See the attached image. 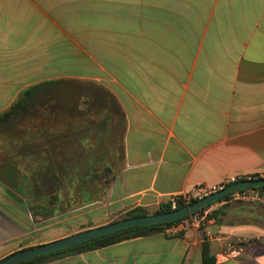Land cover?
<instances>
[{"label":"crops","instance_id":"obj_1","mask_svg":"<svg viewBox=\"0 0 264 264\" xmlns=\"http://www.w3.org/2000/svg\"><path fill=\"white\" fill-rule=\"evenodd\" d=\"M45 82L81 90L84 170L97 171L89 145L108 131L101 113L99 127H91V105L106 116L113 96L123 121L121 166L97 200L87 204L88 195H70L62 200L68 209L52 206V214L35 192L33 213L26 191H13L26 201L17 203L0 174L5 256L60 239L25 244L32 227L48 221L57 225L53 230L87 231L229 176L264 173V0H0V113ZM73 131L57 137L59 145L50 137L51 147L42 152L68 170L76 153ZM37 148L29 146L19 162L40 167V152H32ZM207 229L214 260L227 243L248 240L243 257L223 264H264V243L256 240L264 235L263 205H227ZM170 234L48 264H204V231L188 220Z\"/></svg>","mask_w":264,"mask_h":264},{"label":"rangeland","instance_id":"obj_2","mask_svg":"<svg viewBox=\"0 0 264 264\" xmlns=\"http://www.w3.org/2000/svg\"><path fill=\"white\" fill-rule=\"evenodd\" d=\"M71 86L74 87V85L72 84ZM69 87L70 86L66 83L52 85L50 87V91L40 99H38L35 102V105L29 109L28 113H22L14 120H12L9 124H7L6 127H4L3 125L0 126V165H2V161L5 160V163L3 164L4 166H0V174L5 177L4 180L2 179L3 181L10 182L11 185L9 186L12 189L11 193L12 195L16 196V202L18 201L17 203H25L26 201L23 198H19V196L16 195L13 191H15L17 194H22V196L23 192L26 191L29 196L30 189L36 191L37 188V191H39L38 196L40 197V205H43L47 198L53 199V194L57 190V185L55 184V182H50V180L47 179L44 180V183H41L39 186L37 185V176L41 177V175H39V170L34 168V163H28L25 167L24 164H21L19 162V159L22 157V153L26 149H28L29 146H33L34 148L38 147L32 152H37L38 154L39 151L41 153L45 151L46 148L51 147L52 139L56 141V145H59L58 141L61 142L63 139L57 137H63L67 130L72 131L73 128V133H75V136H78L75 138V145H71V142L69 141V146L65 147L70 148L71 146H74L73 148H75L76 152L78 151L79 153H81L83 151L80 143L82 132V93L81 90H72L73 88L70 87L72 88L70 89ZM98 108L99 107L97 106L91 105V127L95 125V128L99 127L97 118L101 113L104 118L102 125L108 130H106L107 133L104 134V136L102 135L101 138L93 137L91 144L89 145L90 150L93 151L92 154L94 155L98 163V180L97 182L93 183L94 186H90V181L84 179L81 181V184H79V186H76L73 189V187H71L70 179H68L70 174L67 175V179H65L66 181H63L64 187L60 191V195H62L61 197H63V199L64 197H68V195L70 194L75 196H95L99 193L100 189H108L114 182V179L118 172L117 168L121 166L122 157L119 152L121 150L123 133L122 119L119 115L112 124H108L105 120L107 117V115L105 116L106 113L103 114V112H99ZM69 119L73 121L72 128L70 124L71 121L69 122ZM45 135H48L49 138H45ZM63 144L66 145V138L63 141ZM40 153L38 155L42 156V154ZM77 168L78 170L75 171V175H78V177L82 176L83 178V174L85 173L83 163L77 165ZM47 173L48 172L46 171V174ZM90 178L91 176H88V179ZM20 179H23L24 182L26 181V184L20 182ZM40 179H42V177ZM16 183H18L20 186L15 187ZM64 202L55 204L53 207L57 206L60 212H63L68 209ZM14 209L16 210L17 208ZM123 216L124 215L118 217L113 223L121 221ZM53 223L54 222L48 221L44 224L33 226L31 229V237L25 240V244H38L40 241H42L41 238L44 239L59 237L60 239H63L83 232V230L87 229V227H83L78 230L73 229L70 232H61L58 230H53L57 227V225ZM42 226L44 227L43 230L40 229V227ZM40 245H35L34 247ZM29 248L32 247H26L22 250ZM6 254L7 253H0V260L7 257L5 256Z\"/></svg>","mask_w":264,"mask_h":264},{"label":"trees","instance_id":"obj_3","mask_svg":"<svg viewBox=\"0 0 264 264\" xmlns=\"http://www.w3.org/2000/svg\"><path fill=\"white\" fill-rule=\"evenodd\" d=\"M55 84L58 85L59 83H57V82H45V83H42L40 85H36V86L29 88L26 91H24L20 95L18 100L10 107L9 110H7L6 112L0 113V126L3 125L4 127H6L7 124H9L12 120H14L16 117H18L22 113H28L29 109L35 105V102L38 99H40L42 96H44L46 93H48L50 91V87L52 85H55ZM109 100H110L109 101L110 103L107 106L108 109L106 110V112H107L106 122L108 124H112L115 121V119L117 118V116L120 115V118L122 119V114H121V110H120L119 106L115 103L113 96L110 95ZM45 138H49L48 135H45ZM81 141H80V143H81ZM41 154H42L41 166L39 167V165H40L39 164L36 169L39 170V172H40L39 175H41L42 179H40L41 178L40 176L39 177L37 176L36 183H38L37 185L39 186L41 183H44V180L47 179V180H50V182L51 181L55 182V184L57 185V190L53 194V199L47 198L44 202V206L42 207L43 210L52 214V211H50L52 206H54L55 204H60L63 200V197H61L62 195H60L61 194L60 191L64 187L63 181H66L65 179H67V175L70 174L68 179H70L71 187H73V189H74V187L79 186V184H81L82 176L78 177V175H75V171L78 170L77 165L82 164L83 153H79V152L75 153L74 164L69 166L70 170H68L66 168V165L64 162L52 161V163H51V156H53V154L50 155L49 153H42V152H41ZM71 166H73V168H71ZM46 171L48 172L47 174H46ZM88 176H91V178L89 180L92 183L97 182L98 172L96 170L86 169L85 173L83 174V177H85V179L88 180ZM17 186H20V185L18 184L15 187H17ZM37 190H38L37 188H36V191H34L33 189H30V193L32 195H30V193H29V196L27 195L28 204L30 205V209L32 210V213L35 210V204L33 201V198H34L33 194L35 192L38 196L39 191H37ZM23 195H24V192H23ZM70 195H72V194H70ZM70 195H68V196H70ZM92 197L93 196H88L89 199H87L85 202L87 204H89V203L94 202L98 198L97 195H95L93 198ZM30 198H32V199H30ZM196 202L197 201H194L193 203H196ZM228 205H230V204H228ZM186 206H188V205L182 199H179L177 210L182 209ZM225 206H227V205H225ZM225 206H223V207H225ZM223 207H221L218 210L213 211L208 216L206 222H204L203 229H206L208 227V222L210 220L218 217V215L221 213V210L223 209ZM172 211H174V210L171 207V203L167 202V203L160 205L156 210H150V209H146V208H135V209L129 211L128 213H126L123 216L122 220L130 219V218H136V217H144V216H149V215H154V214L168 213V212H172ZM190 216L191 215H189L185 218L179 219L177 221L171 222V223H164V224L151 225V226H147V227L130 228V229L122 230V231L114 233L112 235L99 237V238L93 239L91 241L82 243L80 245L74 246L72 248L57 251L54 253H50V254L38 257L36 259L30 260V261L22 263V264H48V263L53 262L57 259L65 258L68 256H75V255L84 254V253H87L90 251H94V250H98V249H101L104 247H108L110 245H113V244H116V243H119L122 241H126L129 239H134V238H138V237H148V236L156 235L159 233L172 235V234H170V230L174 226H178V225L183 224L184 222L188 221ZM178 235H183V232H179ZM32 248H34V247H32ZM203 262H204V264H215L214 258H212L210 256L209 243L207 241H205L204 245H203Z\"/></svg>","mask_w":264,"mask_h":264},{"label":"water","instance_id":"obj_4","mask_svg":"<svg viewBox=\"0 0 264 264\" xmlns=\"http://www.w3.org/2000/svg\"><path fill=\"white\" fill-rule=\"evenodd\" d=\"M259 187H264V179L239 182L203 200L190 204L182 209L174 210L168 213L124 219L105 226L83 231L78 234L63 239L55 240L46 244H42L34 248L21 250L0 260V264H22L50 253L72 248L74 246L80 245L82 243L91 241L99 237L112 235L122 230L171 223L179 219L185 218L198 211H203L209 205L223 199L224 197L228 196L233 192Z\"/></svg>","mask_w":264,"mask_h":264},{"label":"built area","instance_id":"obj_5","mask_svg":"<svg viewBox=\"0 0 264 264\" xmlns=\"http://www.w3.org/2000/svg\"><path fill=\"white\" fill-rule=\"evenodd\" d=\"M264 173L229 176L223 179L220 183L209 186L202 185L195 188L193 191L184 194L182 197H173L170 199L171 207L173 210H177L179 199H182L187 205L193 204L194 201L203 200L219 191L226 189L234 184L244 181H254L264 179ZM233 203H256L264 206V187L249 188L244 190H238L224 197L223 199L214 202L206 207L203 211H198L191 214L189 223L193 229L205 232V241L212 240L213 234L207 228L203 229L204 222H206L208 216L215 210L221 207L233 204ZM258 242L264 243V235L256 237ZM251 241H245L241 244L227 243L220 251L215 254V260L218 264H223L234 259L243 257L247 252V245Z\"/></svg>","mask_w":264,"mask_h":264}]
</instances>
